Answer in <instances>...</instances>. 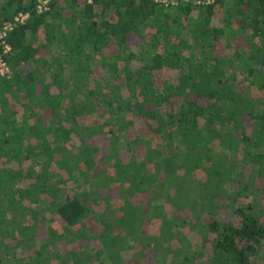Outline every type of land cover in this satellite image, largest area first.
<instances>
[{"label":"trees","instance_id":"obj_1","mask_svg":"<svg viewBox=\"0 0 264 264\" xmlns=\"http://www.w3.org/2000/svg\"><path fill=\"white\" fill-rule=\"evenodd\" d=\"M36 1L0 0V264H264V0Z\"/></svg>","mask_w":264,"mask_h":264},{"label":"built area","instance_id":"obj_2","mask_svg":"<svg viewBox=\"0 0 264 264\" xmlns=\"http://www.w3.org/2000/svg\"><path fill=\"white\" fill-rule=\"evenodd\" d=\"M50 0H37L36 1V10L38 12H43L48 9V3ZM161 2L164 5L176 4L177 0H156ZM209 2L211 0H205ZM204 1V2H205ZM201 2V1H199ZM29 16V12L19 11L15 13L9 21L0 20V76L8 77L9 76V66L4 58V54L11 51V45L7 41L8 32L11 31L16 24L22 23Z\"/></svg>","mask_w":264,"mask_h":264},{"label":"rangeland","instance_id":"obj_3","mask_svg":"<svg viewBox=\"0 0 264 264\" xmlns=\"http://www.w3.org/2000/svg\"><path fill=\"white\" fill-rule=\"evenodd\" d=\"M11 166L13 165V164H10ZM21 183H23V184H21ZM25 183L24 182H20V185H24ZM40 211H39V213L40 214H43L44 213V211H46V215H48L49 216V214H48V212H47V210L46 209H43V207H40V208H38ZM101 209H99L98 211H100ZM48 218H50V217H48ZM56 222V224L58 223L57 221H55ZM125 254H131V251H128V252H123V255L125 256Z\"/></svg>","mask_w":264,"mask_h":264}]
</instances>
